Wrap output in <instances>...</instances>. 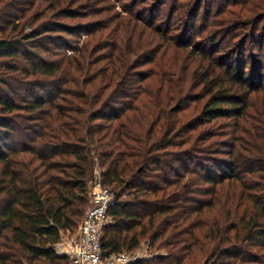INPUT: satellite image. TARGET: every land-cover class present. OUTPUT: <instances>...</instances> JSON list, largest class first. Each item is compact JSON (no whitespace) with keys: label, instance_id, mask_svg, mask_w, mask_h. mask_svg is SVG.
Returning a JSON list of instances; mask_svg holds the SVG:
<instances>
[{"label":"trees","instance_id":"obj_1","mask_svg":"<svg viewBox=\"0 0 264 264\" xmlns=\"http://www.w3.org/2000/svg\"><path fill=\"white\" fill-rule=\"evenodd\" d=\"M167 1L0 0V264H71L97 166L108 252L264 264V0Z\"/></svg>","mask_w":264,"mask_h":264},{"label":"built area","instance_id":"obj_2","mask_svg":"<svg viewBox=\"0 0 264 264\" xmlns=\"http://www.w3.org/2000/svg\"><path fill=\"white\" fill-rule=\"evenodd\" d=\"M89 196L90 206L77 230L62 231L55 245L59 255L66 256L71 264H129L157 254L147 242L134 251L108 252L104 248V232L115 222L111 211L117 195L112 186L104 185L97 172L90 182Z\"/></svg>","mask_w":264,"mask_h":264},{"label":"rangeland","instance_id":"obj_3","mask_svg":"<svg viewBox=\"0 0 264 264\" xmlns=\"http://www.w3.org/2000/svg\"><path fill=\"white\" fill-rule=\"evenodd\" d=\"M113 1H115L116 3H118V4H120V2H119V0H113ZM170 1L168 0L167 1V3H166V5L164 6V7H162V10L164 11V12H166L167 11V13L169 12V9H170ZM120 8V7H119ZM85 10V9H84ZM119 10H121V9H119ZM105 14V13H104ZM92 18H95V17H92ZM71 20V19H70ZM80 20V19H79ZM72 22H74L73 20H71ZM226 120H220L219 121V123H223V122H225ZM97 172H101V170H100V167H98L97 166V168L95 169V172H94V176H93V178L95 177V175H96V173ZM93 178L90 180V182L93 180ZM90 182H89V185H90ZM144 242V241H143ZM142 242V243H143ZM153 248V250H155V248L154 247H152Z\"/></svg>","mask_w":264,"mask_h":264}]
</instances>
